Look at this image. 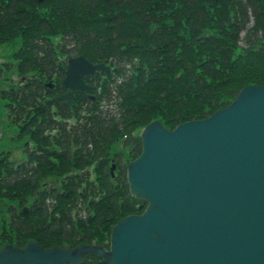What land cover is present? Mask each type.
<instances>
[{
    "label": "trees",
    "instance_id": "1",
    "mask_svg": "<svg viewBox=\"0 0 264 264\" xmlns=\"http://www.w3.org/2000/svg\"><path fill=\"white\" fill-rule=\"evenodd\" d=\"M17 40L20 80L0 98L30 153L26 163L0 159V247L102 244L146 206L128 192L126 164L140 155L147 124L173 130L264 85V0H0V46ZM66 55L113 68L87 80L98 88L93 100L75 93L72 106L54 102L65 91ZM89 259L82 264H103Z\"/></svg>",
    "mask_w": 264,
    "mask_h": 264
},
{
    "label": "water",
    "instance_id": "2",
    "mask_svg": "<svg viewBox=\"0 0 264 264\" xmlns=\"http://www.w3.org/2000/svg\"><path fill=\"white\" fill-rule=\"evenodd\" d=\"M65 63L68 105L72 91H97L86 77L110 71L82 56ZM140 138L127 183L147 207L111 229L108 252L29 240L23 248L4 245L0 264H81L90 253L105 264H264V86L245 87L226 108L171 131L153 121ZM27 214L25 207L20 216Z\"/></svg>",
    "mask_w": 264,
    "mask_h": 264
},
{
    "label": "rangeland",
    "instance_id": "3",
    "mask_svg": "<svg viewBox=\"0 0 264 264\" xmlns=\"http://www.w3.org/2000/svg\"><path fill=\"white\" fill-rule=\"evenodd\" d=\"M243 36V35H242ZM241 45L243 43L241 42ZM18 47V40L15 44H3L0 46V91L6 89L11 82L19 81L17 75V62L13 58V53ZM5 101L0 98V154L8 153L10 160L22 161L26 157L25 137H19L18 128L7 118ZM29 148L32 144L28 143ZM113 149H116L113 147Z\"/></svg>",
    "mask_w": 264,
    "mask_h": 264
},
{
    "label": "flooded vegetation",
    "instance_id": "4",
    "mask_svg": "<svg viewBox=\"0 0 264 264\" xmlns=\"http://www.w3.org/2000/svg\"><path fill=\"white\" fill-rule=\"evenodd\" d=\"M22 233H23L22 228H20V231H19L20 236L22 235ZM70 243L71 244H69V245H70L71 249H73V247L75 245L78 246L80 244H87V245H92V246H97L98 245L97 241H93L94 244L86 243V242H83V241H80V240H77L76 243H73V241H70ZM105 250H108V249H105Z\"/></svg>",
    "mask_w": 264,
    "mask_h": 264
}]
</instances>
